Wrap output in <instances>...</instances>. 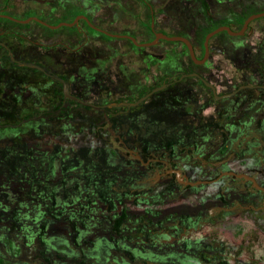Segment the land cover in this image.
I'll list each match as a JSON object with an SVG mask.
<instances>
[{"label": "flooded vegetation", "instance_id": "af4514ba", "mask_svg": "<svg viewBox=\"0 0 264 264\" xmlns=\"http://www.w3.org/2000/svg\"><path fill=\"white\" fill-rule=\"evenodd\" d=\"M104 1L0 16L81 37L0 25V264H264V0ZM114 2L147 36L93 19Z\"/></svg>", "mask_w": 264, "mask_h": 264}, {"label": "rangeland", "instance_id": "374dc122", "mask_svg": "<svg viewBox=\"0 0 264 264\" xmlns=\"http://www.w3.org/2000/svg\"><path fill=\"white\" fill-rule=\"evenodd\" d=\"M1 1V0H0ZM85 1L88 0H55L53 5H46L44 6V8L42 10H37V11H31V10H17L16 12L18 14L15 13H11L10 16L12 18H16V19H26L30 16H36L44 21H50L51 23L55 21V19L57 17H60L61 14L66 15L68 14V16H71L70 12H71V8H73L74 10H78L79 8L83 7V3ZM117 1V0H115ZM145 1H151V0H145ZM156 1V0H155ZM98 2H105L104 0H98ZM129 2V1H128ZM163 2V1H162ZM92 10V9H91ZM39 13L41 15L38 14H28V13ZM133 13L135 15V17H129L130 13ZM25 14V15H24ZM44 16V17H43ZM116 16L119 20L122 21L121 24L117 25L116 27L121 28V29H130L132 30V32H136L137 36H147V34L144 33H140V30H137V28H135V26H139L140 28V22H138L135 25L132 24L131 18L135 19L138 18V21L144 22L142 24H147L149 22L148 17H147V12L145 10V8L143 6H138L136 8H134V10H125L124 7L123 8H119V6L117 4H112L108 7H104L101 6V8L99 9H95L92 10V17L95 21L97 22H104V18H106L107 20L110 19V17ZM75 18V17H74ZM74 18L72 20H70L71 22H73ZM49 19V20H48ZM0 20H4V21H0V25L5 26L6 27H11L14 28L16 30H22V31H29V30H36L37 31V37H43L45 38V41H49L52 38H55L57 36H68V35H74L75 39L79 42L81 40V37L78 35V33L76 32V30H70L67 28H58V29H44L42 28L40 25H36L37 23L35 21H31L32 23H30L28 25V27L26 28L25 25L21 24H15V23H11V22H5V21H9L3 17H0ZM57 20V19H56ZM61 21H65V20H61ZM77 29H82L84 30V32H88L90 34V43L88 44V46H90V49L93 51H98L99 48H102V46H105L106 49H110V50H115L117 49L118 51H122L123 54H129L132 55L134 57V52L135 51H139L140 48H137L135 46H133L130 42H128L127 40L124 39H115V38H109V37H104L100 34L94 33L93 31L87 29L84 24L82 23V21H77ZM115 28V27H113ZM116 29V28H115ZM78 35V36H77ZM12 37V35H10ZM42 40V38H41ZM78 42L76 43V46L78 44ZM50 43V41H49ZM99 44H101L102 46H100ZM118 46V47H117ZM57 48V47H56ZM86 47H82L81 50H85ZM102 50V49H100ZM139 62V60H138ZM31 76V80L29 81L31 85H38L39 83L41 84V80H39V76L37 74H32Z\"/></svg>", "mask_w": 264, "mask_h": 264}, {"label": "water", "instance_id": "95a60500", "mask_svg": "<svg viewBox=\"0 0 264 264\" xmlns=\"http://www.w3.org/2000/svg\"><path fill=\"white\" fill-rule=\"evenodd\" d=\"M0 16H3V17H8V18H12L11 16H9V15H7V14H2V13H0ZM77 17H82V18H84V19H86V17L84 16V15H82V14H80V15H77L75 18H74V20H73V22L77 19ZM14 19V18H13ZM30 19H33V20H35V21H37V22H39V23H41V24H43V25H45V26H47V27H49V28H55V27H57V26H59L60 24H62V25H71L73 22H60V23H58V24H49V23H47V22H45L44 20H42V19H40V18H38V17H36V16H30V17H28V18H26V19H15L16 21H19V22H26V21H28V20H30ZM87 20V19H86ZM161 36H163V37H165V38H167V39H180V40H183L186 44H187V46H188V48L190 49V52H191V47H190V43H189V41L186 39V38H184V37H182V36H166V35H163V34H161ZM134 43H136V41H135V39L132 37V36H128Z\"/></svg>", "mask_w": 264, "mask_h": 264}]
</instances>
